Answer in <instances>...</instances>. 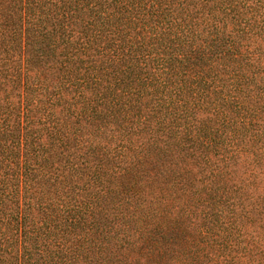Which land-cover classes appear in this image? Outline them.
Masks as SVG:
<instances>
[{
	"label": "trees",
	"instance_id": "obj_1",
	"mask_svg": "<svg viewBox=\"0 0 264 264\" xmlns=\"http://www.w3.org/2000/svg\"><path fill=\"white\" fill-rule=\"evenodd\" d=\"M0 264H264V0H0Z\"/></svg>",
	"mask_w": 264,
	"mask_h": 264
},
{
	"label": "rangeland",
	"instance_id": "obj_2",
	"mask_svg": "<svg viewBox=\"0 0 264 264\" xmlns=\"http://www.w3.org/2000/svg\"><path fill=\"white\" fill-rule=\"evenodd\" d=\"M176 231L178 232V234H177V237H179V235H180V232H179V230H176ZM176 258H177V257H176ZM176 258H175V259H176ZM173 262H174V261H173Z\"/></svg>",
	"mask_w": 264,
	"mask_h": 264
}]
</instances>
